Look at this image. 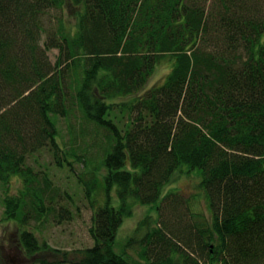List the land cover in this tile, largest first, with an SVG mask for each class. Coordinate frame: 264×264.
<instances>
[{
    "label": "trees",
    "instance_id": "obj_1",
    "mask_svg": "<svg viewBox=\"0 0 264 264\" xmlns=\"http://www.w3.org/2000/svg\"><path fill=\"white\" fill-rule=\"evenodd\" d=\"M66 4L75 21L45 25ZM163 59L170 67L150 83ZM59 118L70 132L79 118L82 142H59ZM44 149L92 208V244L55 249L54 262L264 264V0H0L2 219L41 263L53 249L29 224L62 217L63 199L49 165L29 163ZM182 168L198 169L206 220L171 182ZM135 204L156 215L116 250Z\"/></svg>",
    "mask_w": 264,
    "mask_h": 264
},
{
    "label": "rangeland",
    "instance_id": "obj_2",
    "mask_svg": "<svg viewBox=\"0 0 264 264\" xmlns=\"http://www.w3.org/2000/svg\"><path fill=\"white\" fill-rule=\"evenodd\" d=\"M58 15L70 18L69 23H73L75 21V14L72 12L70 6L66 4L63 10L54 9L50 11L44 19L45 25H53L54 23H57L56 17H58ZM55 55L56 49L49 51V56L52 60L55 59ZM169 67L170 65L168 64L167 59H163L162 62L157 66L149 82L151 83L160 80ZM78 121L79 118H71V123L76 130L70 132L67 129V120L64 118L58 119V126L61 135V137H58V140L61 144H63V141L65 140L66 144L68 145L69 138L71 139L72 137H76L75 142H82L81 137L77 134L79 131V128H77ZM84 141H91L90 134L84 137ZM102 152L103 149L101 146H97L96 150L92 152V155L98 161L101 158ZM33 159H36V161ZM29 163L33 165L36 170H43L48 164V168L51 169V186L58 187L62 192L63 199L57 201L55 205L56 211L53 212L55 214L60 213V216L62 217L58 216V218H54L51 216L50 220L44 224H35L32 221L29 224V227L35 231L36 237L40 240H46L53 250L46 251L39 257L44 258L46 261L45 263L36 262L33 257H28V255H26L24 251L18 248L16 245L17 238L19 236L18 226L12 221H6L2 219V206L0 204L1 256L7 264H71L68 262L56 263L54 261L62 259V252H60L62 250H73L76 248L87 247L92 244V239L88 231L91 225L92 208L89 207V203L84 198L82 187L78 182H76L77 178L74 177V175L69 172L66 167L60 168L56 166L46 149L35 153L34 156L29 159ZM80 166L81 164L76 162L74 163V167L76 168L77 172L81 171ZM183 167L187 168L186 165H183ZM77 172H75V174ZM192 172L194 173L187 174L183 168L180 170L178 169L173 174L171 182L175 187H177V190H179L180 194L189 202L190 212H199L200 215H202L206 220V218H209V215L206 214V205L204 202L203 193L198 185V178L200 177L197 175L198 169H192ZM102 173L103 170H99L98 177H100ZM19 187H21V180L14 176L10 180L9 190L13 193H16ZM170 188H172V185L169 183L165 186L164 191H167ZM3 189L4 186L0 185V196ZM100 189L101 188L98 190L99 195L101 193ZM65 190L68 191L69 194L73 195L72 199L65 194ZM112 196L114 197L113 192ZM100 198L101 197L99 196V199ZM61 205L68 209L67 212L61 210ZM152 205L135 204L133 206L132 215L128 218H125L121 227L119 228L116 250L119 249V245L124 242L125 238L133 234V231L136 228L139 220L149 213L155 217L156 213ZM196 219L199 220V217H196ZM126 251L134 254V250H132L130 247Z\"/></svg>",
    "mask_w": 264,
    "mask_h": 264
}]
</instances>
